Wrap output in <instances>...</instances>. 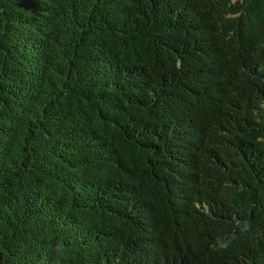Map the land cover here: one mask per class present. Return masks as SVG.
Listing matches in <instances>:
<instances>
[{"label":"trees","instance_id":"trees-1","mask_svg":"<svg viewBox=\"0 0 264 264\" xmlns=\"http://www.w3.org/2000/svg\"><path fill=\"white\" fill-rule=\"evenodd\" d=\"M0 264H264V0H0Z\"/></svg>","mask_w":264,"mask_h":264},{"label":"clouds","instance_id":"clouds-1","mask_svg":"<svg viewBox=\"0 0 264 264\" xmlns=\"http://www.w3.org/2000/svg\"><path fill=\"white\" fill-rule=\"evenodd\" d=\"M52 251L56 257H64L67 253V245L63 240H57L52 247Z\"/></svg>","mask_w":264,"mask_h":264}]
</instances>
